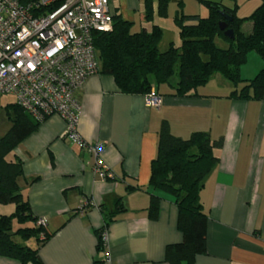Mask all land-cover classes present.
<instances>
[{"label":"crops","instance_id":"obj_1","mask_svg":"<svg viewBox=\"0 0 264 264\" xmlns=\"http://www.w3.org/2000/svg\"><path fill=\"white\" fill-rule=\"evenodd\" d=\"M151 1L155 16L149 23L143 20L146 0L109 3L133 28L140 10L138 26L147 30L159 26L162 47L180 41L174 21L179 9L185 15L207 14L197 0H168L166 15L158 16L157 0ZM211 1L234 4L233 0ZM260 2L235 0L237 16H249ZM262 64L248 53L241 76L252 78ZM232 88L213 74L196 95H163L159 107H147L144 95L119 92L111 76H88L75 93L81 106L77 131L86 142L102 144L101 157L114 178L100 179L93 173L94 157L66 138L65 122L57 114L46 116L10 154L22 162L21 195L32 215L45 219V232L51 234L38 248L43 264H92L95 258L103 264H169L167 245L182 239L176 226L177 207L171 196L153 191L160 197L156 218H149L147 211L150 165L163 122L175 136L186 138L203 131L211 139H222L215 149L217 164L200 193L208 217L206 251L195 257V264H264V98L230 97ZM11 103L13 97L0 98L4 109L0 136L11 126L5 108ZM118 200L123 211L104 230L106 241L99 252L97 230L104 223V213L114 211ZM7 206L10 214L14 205ZM0 214L6 213L0 210ZM29 241L35 246L33 239ZM0 264L20 263L0 255Z\"/></svg>","mask_w":264,"mask_h":264},{"label":"trees","instance_id":"obj_2","mask_svg":"<svg viewBox=\"0 0 264 264\" xmlns=\"http://www.w3.org/2000/svg\"><path fill=\"white\" fill-rule=\"evenodd\" d=\"M197 1L207 9L206 16L185 15L179 9L174 21L180 41L166 47L160 45L162 30L159 26L153 24L149 30L134 31L133 23L113 10L112 29L97 32L93 38L98 73L111 76L121 93L146 95L153 90L161 98L163 95H196L213 74H219L232 84L230 97L264 98V64L250 79L240 74L252 51L264 63V0H260L259 6L247 17L237 16L235 0L232 6L222 1ZM167 4L168 0H157L158 16L166 15ZM223 14L231 19L226 20ZM154 16L152 1L146 0L143 20L149 23ZM222 21L226 22L225 29L233 31V38L226 37L219 28ZM218 39L224 48L216 45ZM173 76L176 79L172 81ZM5 108L11 126L0 136V205L13 204L14 210L0 214V255L20 264H43L38 248L51 234L37 225L38 219L21 195L18 178L23 173L22 162L10 156L41 121L32 119L15 100ZM221 145V138L211 139L203 131L183 138L173 135L166 122L160 126L156 154L150 165L151 195L147 211L149 218H156L160 197L153 191L171 196L177 207L176 226L182 239L167 245L165 260L169 264H195V257L206 251L208 217L200 193L206 176L217 164L215 149ZM116 205L114 211L104 213V223L97 230L99 252L104 248V230L115 215L123 211L121 200ZM30 239L35 246L25 244ZM92 264H103V261L95 258Z\"/></svg>","mask_w":264,"mask_h":264},{"label":"built area","instance_id":"obj_3","mask_svg":"<svg viewBox=\"0 0 264 264\" xmlns=\"http://www.w3.org/2000/svg\"><path fill=\"white\" fill-rule=\"evenodd\" d=\"M112 12L109 0H0V94L12 95L34 120L59 115L66 138L94 157L92 171L100 179L114 175L101 157L102 144L77 131L75 93L99 71L93 38L112 29ZM144 96L147 107L162 103L153 90ZM45 223L38 218L37 225Z\"/></svg>","mask_w":264,"mask_h":264},{"label":"rangeland","instance_id":"obj_4","mask_svg":"<svg viewBox=\"0 0 264 264\" xmlns=\"http://www.w3.org/2000/svg\"><path fill=\"white\" fill-rule=\"evenodd\" d=\"M139 12H141L140 10H139ZM139 12H137V16L135 15V18H136V23H135V28H133L132 27V30H137V31H139L140 30V27L138 26L139 24H138V20H137V17H138V13ZM126 14H128V13H126ZM129 15H132V11L131 12H129ZM216 45L217 46H219V47H223L224 48V45L220 42V40H216ZM254 54V55H256L257 56V54L255 53V52H250L249 53V55H251V54ZM258 57V56H257ZM176 79V76H173L172 77V81L173 80H175ZM12 95H9V94H0V98L1 99H3V100H7V101H9V100H12ZM14 98V97H13ZM3 116L4 115V109H1V107H0V116ZM8 205H13V204H8ZM8 206L7 205H0V210L3 212V213H6V214H9V210H8V208H7ZM5 210V211H4ZM17 225H16V223H14L13 224V227L15 228ZM33 244V242L32 241H27V242H25V244Z\"/></svg>","mask_w":264,"mask_h":264},{"label":"water","instance_id":"obj_5","mask_svg":"<svg viewBox=\"0 0 264 264\" xmlns=\"http://www.w3.org/2000/svg\"><path fill=\"white\" fill-rule=\"evenodd\" d=\"M225 19L226 20H230L231 17L227 14H223ZM219 28L221 30H224V35L228 38H233L234 35H233V31L231 29H225L226 28V22L225 21H222V22H219Z\"/></svg>","mask_w":264,"mask_h":264}]
</instances>
